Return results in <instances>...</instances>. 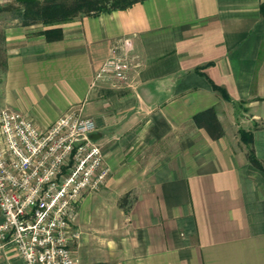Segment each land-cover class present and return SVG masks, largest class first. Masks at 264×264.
Returning a JSON list of instances; mask_svg holds the SVG:
<instances>
[{"label":"crops","instance_id":"0c3cea01","mask_svg":"<svg viewBox=\"0 0 264 264\" xmlns=\"http://www.w3.org/2000/svg\"><path fill=\"white\" fill-rule=\"evenodd\" d=\"M8 19L0 109L41 130L73 107L98 125L112 174L74 211L81 264H264V0H144L56 27ZM113 49L130 63L116 86L95 79Z\"/></svg>","mask_w":264,"mask_h":264},{"label":"built area","instance_id":"2783aa9c","mask_svg":"<svg viewBox=\"0 0 264 264\" xmlns=\"http://www.w3.org/2000/svg\"><path fill=\"white\" fill-rule=\"evenodd\" d=\"M11 0H0V4ZM127 51L132 41L124 40ZM130 63L116 55L96 80L127 81ZM94 120L71 108L46 130L19 111L0 109V249L13 247L23 264H81L73 247L75 209L111 177Z\"/></svg>","mask_w":264,"mask_h":264},{"label":"trees","instance_id":"16d2710c","mask_svg":"<svg viewBox=\"0 0 264 264\" xmlns=\"http://www.w3.org/2000/svg\"><path fill=\"white\" fill-rule=\"evenodd\" d=\"M18 4L24 5V17H35L40 15L47 22L67 23L79 16L100 15L103 13H111L118 10H127L133 5L144 0H15ZM59 15V16H58ZM55 16V19H54ZM58 16V17H56ZM56 38L61 39V31H57ZM224 95V91L215 87ZM244 142H247L246 133L241 132ZM253 163L257 164V160L253 153L250 156Z\"/></svg>","mask_w":264,"mask_h":264},{"label":"rangeland","instance_id":"374dc122","mask_svg":"<svg viewBox=\"0 0 264 264\" xmlns=\"http://www.w3.org/2000/svg\"><path fill=\"white\" fill-rule=\"evenodd\" d=\"M41 1H42L41 2L42 4L45 3V1H43V0H41ZM50 1H52V0H50ZM24 10H25V6L18 4L14 0L0 4V22H3V23L6 22V24H9L10 22L8 21L9 20L8 18H10L12 16H19L20 17L19 21L23 25L40 24L43 27L44 26L45 27H56V26H59L60 24H63L60 22H56V23L55 22H47L45 20V18H43L40 15H36L35 17H30V18L24 17L23 16ZM58 16H56V17H58ZM54 19H55V16H54ZM36 29H38V27H36ZM51 31H52V33L50 34L51 38H56L59 35L57 33V30L52 29ZM45 32H48V30H45ZM121 205L124 209H127V207H128L127 203L126 204L121 203ZM0 264H9V258L8 259L5 258L4 252L0 253Z\"/></svg>","mask_w":264,"mask_h":264},{"label":"water","instance_id":"95a60500","mask_svg":"<svg viewBox=\"0 0 264 264\" xmlns=\"http://www.w3.org/2000/svg\"><path fill=\"white\" fill-rule=\"evenodd\" d=\"M98 135H97V133H95V134H92V136H91V138L93 139V140H95V141H97L98 140Z\"/></svg>","mask_w":264,"mask_h":264}]
</instances>
